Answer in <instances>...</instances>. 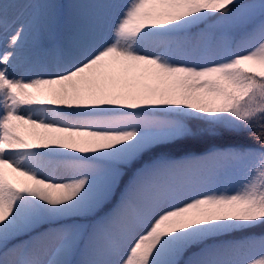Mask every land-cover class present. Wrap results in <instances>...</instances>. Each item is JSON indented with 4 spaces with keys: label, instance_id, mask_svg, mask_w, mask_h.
I'll use <instances>...</instances> for the list:
<instances>
[{
    "label": "snow or ice",
    "instance_id": "snow-or-ice-1",
    "mask_svg": "<svg viewBox=\"0 0 264 264\" xmlns=\"http://www.w3.org/2000/svg\"><path fill=\"white\" fill-rule=\"evenodd\" d=\"M0 31V264H264V0H0Z\"/></svg>",
    "mask_w": 264,
    "mask_h": 264
},
{
    "label": "trees",
    "instance_id": "trees-1",
    "mask_svg": "<svg viewBox=\"0 0 264 264\" xmlns=\"http://www.w3.org/2000/svg\"><path fill=\"white\" fill-rule=\"evenodd\" d=\"M243 140L245 143L250 144V145H257V141L252 139L250 136L247 134L244 135ZM217 145L224 143V141H216L215 142ZM213 146L212 141H207V142H187L185 145L182 146V148L176 149L177 152L182 151V150H191L195 152H203L209 149L210 147ZM242 175H228L224 178V181L221 184V187H227L229 189L235 188L239 186V183L243 180Z\"/></svg>",
    "mask_w": 264,
    "mask_h": 264
},
{
    "label": "rangeland",
    "instance_id": "rangeland-1",
    "mask_svg": "<svg viewBox=\"0 0 264 264\" xmlns=\"http://www.w3.org/2000/svg\"><path fill=\"white\" fill-rule=\"evenodd\" d=\"M123 3H127L128 0H122ZM8 46L7 44V39L6 37L4 36L3 32L0 31V50H3L4 48H6ZM14 74H20L19 71L17 73H14Z\"/></svg>",
    "mask_w": 264,
    "mask_h": 264
}]
</instances>
